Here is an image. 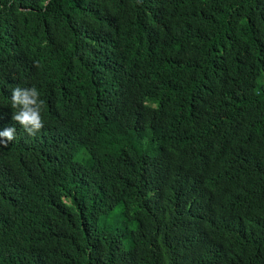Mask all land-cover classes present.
Instances as JSON below:
<instances>
[{"label":"trees","instance_id":"obj_1","mask_svg":"<svg viewBox=\"0 0 264 264\" xmlns=\"http://www.w3.org/2000/svg\"><path fill=\"white\" fill-rule=\"evenodd\" d=\"M9 127L0 264H264V0H0Z\"/></svg>","mask_w":264,"mask_h":264},{"label":"clouds","instance_id":"obj_2","mask_svg":"<svg viewBox=\"0 0 264 264\" xmlns=\"http://www.w3.org/2000/svg\"><path fill=\"white\" fill-rule=\"evenodd\" d=\"M43 102L39 101V92L35 87L22 89L15 87L12 90L11 106L19 111L14 112L13 120L18 122L29 134L35 135L42 127L41 107ZM15 127H9L0 132V144L7 147L8 143L15 139Z\"/></svg>","mask_w":264,"mask_h":264}]
</instances>
